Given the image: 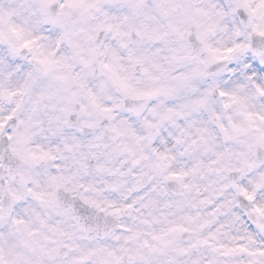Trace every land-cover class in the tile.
I'll list each match as a JSON object with an SVG mask.
<instances>
[{"label": "snow or ice", "instance_id": "snow-or-ice-1", "mask_svg": "<svg viewBox=\"0 0 264 264\" xmlns=\"http://www.w3.org/2000/svg\"><path fill=\"white\" fill-rule=\"evenodd\" d=\"M0 264H264V0H0Z\"/></svg>", "mask_w": 264, "mask_h": 264}]
</instances>
